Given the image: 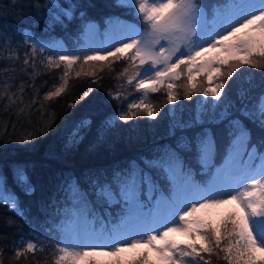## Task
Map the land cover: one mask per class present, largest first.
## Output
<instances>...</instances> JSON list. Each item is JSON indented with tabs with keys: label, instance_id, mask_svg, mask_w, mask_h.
Returning <instances> with one entry per match:
<instances>
[{
	"label": "snow or ice",
	"instance_id": "snow-or-ice-1",
	"mask_svg": "<svg viewBox=\"0 0 264 264\" xmlns=\"http://www.w3.org/2000/svg\"><path fill=\"white\" fill-rule=\"evenodd\" d=\"M3 3L0 0V5ZM8 3L11 8L30 7L43 12L38 21L43 20L50 32L57 27L67 30L79 21L78 37L71 50L63 41L39 43L32 32L22 31L20 39L28 45V51L20 72L27 74L29 66L33 70L28 87H35L40 75L36 70L39 57H43L40 63L44 67L63 66L60 86L48 91L45 100L65 93L68 76L78 64L101 71L107 67L111 73L113 64L124 62L116 78L127 76L126 83L141 95L103 121L98 140L117 121L135 119L132 109H142L148 118L157 119L153 105L144 101L161 88H166L167 102L174 106L163 142L154 141L127 162L64 177L52 220L47 221L51 227L12 241L13 260L24 257L29 264H40L51 249L52 264H155L147 251L139 253L138 259L125 260L122 256L143 247L155 251L162 264H211L202 253L215 254L227 264H264V256L258 255L264 254V81L256 85L248 79L237 84L244 74L236 75L244 66L264 70V0H217L213 5L204 0H113V7L130 10L137 23L109 17L104 33L77 0ZM7 11L0 7V13ZM19 47L15 33L0 25V49L7 50L5 59L9 62L0 68V98L8 101L4 111L17 105V118L31 125L32 110L39 101L34 98L20 106L24 105L25 85H17L20 56L13 51ZM129 69L132 75H127ZM185 74L189 83L201 74L208 82L201 94L204 99L187 116L176 106L179 97L172 83ZM75 75L78 78L81 72ZM103 79L100 76L91 84ZM256 87L261 91L254 95ZM92 90L89 86L80 99ZM36 93L38 96L39 89ZM209 96L211 101L207 100ZM121 99L120 91L108 94V102ZM43 108L39 104L35 111L43 115ZM91 126L92 121L82 120L71 143H79L83 139L80 132ZM4 127L6 133L8 126ZM33 135L25 130L16 142L31 144ZM13 176L25 195L35 191L24 165L18 164ZM232 203L238 210L219 224L199 215ZM0 205H7L27 223H36V218L27 220L19 196L9 189L2 171ZM13 223L7 222L8 226ZM177 235L186 239L178 240ZM52 239L55 243L49 242ZM4 240L0 237V244ZM4 252L0 247V264H5Z\"/></svg>",
	"mask_w": 264,
	"mask_h": 264
},
{
	"label": "trees",
	"instance_id": "trees-1",
	"mask_svg": "<svg viewBox=\"0 0 264 264\" xmlns=\"http://www.w3.org/2000/svg\"><path fill=\"white\" fill-rule=\"evenodd\" d=\"M210 4L217 3V0H204ZM209 1V2H208ZM46 0H19L20 4H44ZM68 2V0H64ZM83 5L88 16L95 20L99 25V29L103 33L108 29L105 21L109 17H119L120 19L129 20L137 23L130 10L113 7V0H77ZM91 5V7H89ZM8 9L7 12L0 13V25L5 29H10L15 33V39L19 42L20 47L13 49L20 56L17 66V85L23 83L25 91L23 93L24 105L30 104L35 98L39 101L33 107L32 123L29 125L26 120L18 119L15 110L17 105H13L9 111H4L8 101L6 97L0 98V171L7 177V183L10 190L14 191L22 202V207L27 214V220L32 221L36 218L35 224L27 223L24 218L14 215L9 211L7 205H0V237L5 240L0 247L5 248L3 254L5 264H29V260L21 257L18 261L13 260L14 252L10 250L12 241L19 240L21 236L29 234H39L45 228H50L51 224L47 221L52 220V209L57 203L59 195V185L64 177L74 174L82 175L89 170L105 169L115 164L127 162L152 145L154 141L163 142L161 139L167 130L169 123L168 116L173 109V105L167 102L166 88H161L157 93L150 94V101L157 112V119L153 120L146 116L142 109H132L136 112L135 119H129L128 122L117 121L112 129L102 140H98L97 132L99 126L106 119L111 118L118 108H123L128 102L133 101L140 93L136 91L132 85L126 83L127 76L119 75L123 61L113 64L111 67L113 72L105 67L103 71L99 67L92 69L87 65L81 68L74 66L68 76L69 85L64 94L55 97L52 100H45L46 93L55 90L60 86V76L63 75V66L61 68H47L41 65L39 57L36 62V70L40 73L36 77L35 87H28L32 83L30 75L32 68L29 66L27 74L20 72V68L24 67V53L28 51V45L20 39L22 31L32 32L41 43L51 40L63 41L69 50L77 40V24L70 25L67 30L57 27L54 32L45 29L43 20L38 21V17L44 13L30 7L11 8L8 0L0 5ZM38 21V22H37ZM48 53L46 52L45 55ZM7 50L0 49V68L6 63L5 57ZM147 66V65H146ZM81 72L80 77H76V72ZM225 71V80L226 72ZM95 72V75L85 76L84 73ZM133 70L129 69L127 75H132ZM243 73L241 81L252 79L253 83L259 85L264 81V70L251 69L247 66L241 68L236 75ZM248 73H251L250 77ZM103 76L104 79L96 84H91L93 79ZM197 79V83L192 81L189 83L186 74L181 77L178 86L174 88V93L179 97L177 107L187 116L191 114L199 101L202 100V92L206 89L205 76ZM233 80H236L234 75ZM133 81V85L135 84ZM193 84L195 88H193ZM122 85V87H121ZM89 86L93 89L91 94L84 99H80ZM247 87V84L244 85ZM36 89H39L37 96ZM15 90V89H14ZM120 91L122 99L120 101L108 102L109 92ZM261 91L259 87L254 89L253 94ZM19 95V93H17ZM190 96L191 98H186ZM232 98H236V88L232 89ZM208 101L212 100L209 96ZM19 104V101L17 102ZM43 104L44 108L40 112H36L35 108ZM74 104V107H69ZM82 120L92 121V126L81 131L80 135L83 139L73 145L71 143L73 134L76 133L78 126ZM5 125L7 132L5 133ZM250 127H253L250 125ZM25 130L33 132V141L31 144L17 143L16 140ZM254 129V137H255ZM24 165L27 169L29 178L35 191L31 195H25L17 186L13 176V170L18 165ZM197 176V179H200ZM47 209V210H45ZM118 211V209H113ZM12 220V226H8L7 222ZM35 229V231H33ZM55 243L52 239L49 241ZM223 245V242H222ZM52 250L49 249L44 253L40 260V264H52ZM206 260H210L211 264H227L222 258L218 259L215 254L209 256L202 253ZM224 254L220 253L222 257ZM31 257V254H28Z\"/></svg>",
	"mask_w": 264,
	"mask_h": 264
},
{
	"label": "rangeland",
	"instance_id": "rangeland-1",
	"mask_svg": "<svg viewBox=\"0 0 264 264\" xmlns=\"http://www.w3.org/2000/svg\"><path fill=\"white\" fill-rule=\"evenodd\" d=\"M99 26V25H98ZM100 30V29H99ZM100 32L101 33H103V31H101L100 30ZM33 36H34V39L37 41V42H39V43H41V41L39 40V39H37L36 37H35V35L33 34ZM29 43H31V42H29ZM144 67H147L146 65L144 66ZM203 74H201L200 76H197L196 78H195V80H193V81H195V83H197L198 84V82H197V79L199 78V79H201L200 77H202L203 78ZM138 79V78H137ZM179 82V80H177V81H172V83H174L175 85H176V87L178 86V83ZM205 87H206V89L208 88V82H207V80H206V85H205ZM205 89V90H206ZM151 94V93H150ZM150 94L148 95V97H146L145 98V103H148V104H151V101H150ZM141 95V92L138 94V96H136L135 97V99L137 98V97H139ZM208 98V97H207ZM134 99V100H135ZM204 98H202V100H203ZM208 100V99H207ZM201 101V100H200ZM138 102V101H137ZM199 104V103H198ZM152 105V104H151ZM198 107V105L196 106V108ZM238 210V206L235 204V203H232V204H227V205H224L223 207H221V208H218V209H210V210H206L205 212H203V213H200L199 215H202V216H206V217H208V218H210L212 221H214L216 224H219L229 213H231V212H233V211H237ZM178 240H181V241H184L185 239H186V237H184V236H182V235H177V237H176ZM197 243H199V242H197ZM145 251H147V252H149V259H150V261H153V262H155V264H162V262L159 260V258H158V254L155 252V251H151L150 249H148V248H143V247H141V248H138V249H135V250H132V251H127V252H125V253H123L122 254V256H123V258L125 259V260H133V259H138L139 258V253H141V252H145ZM258 255L259 256H264V254H259L258 253ZM100 259H102V260H108V259H112V258H110V257H100ZM188 258H186V260H187Z\"/></svg>",
	"mask_w": 264,
	"mask_h": 264
}]
</instances>
